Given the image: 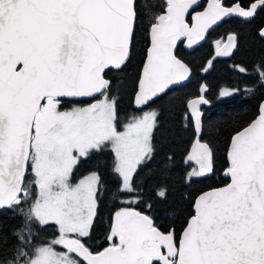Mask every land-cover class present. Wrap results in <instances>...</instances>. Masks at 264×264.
<instances>
[{"label":"snow or ice","instance_id":"obj_1","mask_svg":"<svg viewBox=\"0 0 264 264\" xmlns=\"http://www.w3.org/2000/svg\"><path fill=\"white\" fill-rule=\"evenodd\" d=\"M199 6V0H165L152 19L134 87L138 108L189 78V66L175 55L178 43L192 48L227 18L254 17L264 0H252L247 9L222 0H208L197 12ZM137 18L136 0H0V210L22 212L11 254L0 256V264H264V104L231 138L228 182L195 197L178 238L174 228L161 230L149 215L120 207L108 246L97 252L86 246L101 178L93 172L73 184L74 167L110 147L119 196L137 191L139 172L154 159L158 113L134 116L121 130L113 81L106 78L128 66ZM259 35L264 39V28ZM236 47V35L229 34L226 43L216 41L215 56ZM258 71L264 84V70ZM84 97L94 102L59 109L61 98ZM206 103L203 95L187 103L197 137L199 106ZM184 162L189 181L214 170L212 150L199 138ZM157 195L164 198L166 190ZM50 226L56 235L38 246L33 229Z\"/></svg>","mask_w":264,"mask_h":264},{"label":"trees","instance_id":"obj_2","mask_svg":"<svg viewBox=\"0 0 264 264\" xmlns=\"http://www.w3.org/2000/svg\"><path fill=\"white\" fill-rule=\"evenodd\" d=\"M165 0H136L137 23L133 42V54L123 72H109L106 78L113 81L112 95L117 101L118 127L136 116L140 111L132 107L135 82L146 56L149 40L147 31L155 15L163 12ZM206 0H202V5ZM252 0H222L226 7L239 3L248 8ZM264 26V9H258L254 17L243 20L230 19L211 33L204 45L184 51L178 47L176 56L187 64L192 78L185 87L168 90L149 107L157 110V124L153 133L154 159L136 178L137 191L129 195L116 194V179L111 171L113 157L96 158L92 155L78 165L77 175L95 171L101 178L97 217L90 236L85 238L86 246L93 252L108 246L107 231L112 215L120 207H131L149 215L161 230L175 229L177 238L185 226L195 197L200 193L224 186L228 178L224 175L228 166L227 150L231 138L246 127L258 115L259 105L264 99V84L260 81L258 69L264 70V39L259 31ZM234 33L237 47L223 59L214 57L216 41ZM211 60V66L208 61ZM243 67L245 72L239 69ZM205 85L207 105L201 109L202 140L213 153V172L208 177L187 179L191 167L185 158L195 136L194 126L187 112L189 100L199 97ZM222 89L236 90L233 95L220 97ZM88 99H61L60 110L82 106ZM74 174V175H75ZM166 190L160 198L157 193ZM136 197V202L123 201ZM151 205V208L148 207ZM27 210V207L24 208ZM22 212L0 210V256L10 255L15 244L14 233L21 223ZM32 235L40 245L54 238L56 229L34 228ZM40 236V237H39ZM40 238V240H38Z\"/></svg>","mask_w":264,"mask_h":264},{"label":"water","instance_id":"obj_3","mask_svg":"<svg viewBox=\"0 0 264 264\" xmlns=\"http://www.w3.org/2000/svg\"><path fill=\"white\" fill-rule=\"evenodd\" d=\"M207 3H208V0H206V2L202 5V0H199V4H200V6L197 7L195 10H196L197 12H198V11H202L203 8L207 6ZM225 7H226V6H225ZM230 7H231V6H230ZM235 18H237V17L227 18L225 21L220 22V23H218L217 25H215V26L213 27V29H210L209 32L206 34V38H205L203 41L199 42L197 45H194L192 48H187V47L185 46L184 43H178V46H177V48L175 49V55H176V52H177V49H178L179 46H181L182 49H183L184 51H186V52H188V51H190V50H192V49H195V48H199V47H201L202 45H204V44L206 43V41H207L209 35H210L211 33H213L218 27H220L224 22H226V21H228V20H230V19H235ZM186 20H187L188 23H191V20H192L191 14H189V15L186 17ZM263 28H264V26H263ZM227 37H228V35L224 37V39H223L222 42L226 43V42H227ZM215 50H216V49H215ZM215 50H214V57H215L216 59H223V58H227V57L230 56V55H229V56H220V57H217V56H215ZM234 50H235V49H234ZM234 50H233V51H234ZM233 51H232V53H233ZM146 54H147V52H146ZM177 58H178V57H177ZM179 59H180V58H179ZM180 60H181V59H180ZM182 62H183V61H182ZM191 78H192V72H191V74H190V76H189V78H188L187 80L181 82L179 85L172 86L169 90L174 89V88H179V87H185V86L190 82ZM203 87L206 89V91H204L203 93L200 92V96L203 95L204 99H206L205 94H206V92H207V88H206L205 85H203ZM196 98H197V97H196ZM61 99H88V97H84V98H61ZM156 99H157V98H156ZM156 99H155V100H156ZM193 99H195V98H193ZM191 100H192V99H191ZM206 100H207V99H206ZM152 103H153V102H150L149 104H147V105H145V106H143V107H141V108H138L137 105L135 104V94H134L132 107H133V109H134L135 111H142V110L148 108ZM261 104H264V99L261 101L260 105H261ZM205 105H207V103H206V104H202V105L199 106L200 111H201L202 107L205 106ZM260 105H259V108H260ZM187 112H188V116H189V118H190V120H191V113H190V110H189L188 108H187ZM258 115H259V110H258ZM258 115L256 116V118L258 117ZM201 118H202V117H201ZM256 118H255V119H256ZM191 121H192V120H191ZM192 123H193V122H192ZM193 126H194V125H193ZM194 131H195V130H194ZM197 138H199V140H200L201 143H205V142L202 140L201 135H200L199 137H197L196 134H195L194 139H193V141H192V143H191V146H190L189 151L191 150V147H192L193 143L195 142V140H196ZM230 142H231V141H230ZM229 145H230V143H229ZM228 147H229V146H228ZM210 174H211V173H210ZM210 174L206 175L205 177H208ZM221 187H223V186H221ZM217 188H220V187H217ZM213 189H214V188H213ZM210 190H211V189L206 190V191H204V192H207V191H210ZM200 194H201V193H200ZM200 194H199V195H200Z\"/></svg>","mask_w":264,"mask_h":264},{"label":"rangeland","instance_id":"obj_4","mask_svg":"<svg viewBox=\"0 0 264 264\" xmlns=\"http://www.w3.org/2000/svg\"><path fill=\"white\" fill-rule=\"evenodd\" d=\"M216 47V46H215ZM92 102H94V101H92ZM92 102H88L87 104H85V105H82V106H76V107H73V108H70V109H65V110H61V111H71L72 109H74V108H82V107H87L90 103H92ZM148 111H156L157 112V110L154 108V107H148V108H146V109H144V110H142V111H140L136 116H139V115H142L144 112H148ZM132 119V118H131ZM130 119V120H131ZM129 120V121H130ZM121 130H123V128L121 129ZM92 155H95L96 156V158H100V157H113V153L111 152V149H110V147H108V148H105L103 151H101V152H94V153H92ZM91 155V156H92ZM90 156V157H91ZM90 157H88L87 159H89ZM86 161V159H81V161L74 167V170H73V173H72V177H71V181H72V183L73 184H76V183H78L81 179H84V178H86L90 173H93V172H95V171H89V172H87V173H85V174H83V175H77V174H75L74 173V171H76L77 170V168H78V165H80L82 162H85ZM95 173H97V172H95ZM75 174V175H74ZM187 179H188V177H187ZM189 180V179H188ZM127 201H133L132 203H134V202H136V197H131V198H129V199H126ZM125 201V200H124ZM25 212L27 211V210H24ZM40 237V236H39ZM51 239H53V238H50V239H48L47 241H50ZM38 240H40V238H38ZM39 246V245H38Z\"/></svg>","mask_w":264,"mask_h":264},{"label":"flooded vegetation","instance_id":"obj_5","mask_svg":"<svg viewBox=\"0 0 264 264\" xmlns=\"http://www.w3.org/2000/svg\"><path fill=\"white\" fill-rule=\"evenodd\" d=\"M215 49H216V48H215ZM215 49H214V50H215Z\"/></svg>","mask_w":264,"mask_h":264}]
</instances>
